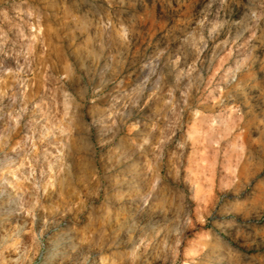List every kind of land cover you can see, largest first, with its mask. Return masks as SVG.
I'll list each match as a JSON object with an SVG mask.
<instances>
[{
  "label": "rangeland",
  "instance_id": "obj_1",
  "mask_svg": "<svg viewBox=\"0 0 264 264\" xmlns=\"http://www.w3.org/2000/svg\"><path fill=\"white\" fill-rule=\"evenodd\" d=\"M232 44L263 57L264 0H0V264H264V64L223 77Z\"/></svg>",
  "mask_w": 264,
  "mask_h": 264
},
{
  "label": "crops",
  "instance_id": "obj_2",
  "mask_svg": "<svg viewBox=\"0 0 264 264\" xmlns=\"http://www.w3.org/2000/svg\"><path fill=\"white\" fill-rule=\"evenodd\" d=\"M256 48H248V46L244 45H228L219 49L216 54V60L220 62L226 71V75L223 77H231L235 79V81L242 84V87H248L250 81V77L253 74L252 70L253 67L257 63L264 64V54L263 57L259 61H257V57L255 53L248 54L249 50L255 51ZM241 70V71H240ZM237 88V86H235ZM248 89V88H247ZM247 96H234L232 98L234 101L230 103V109H222V113L229 114L228 118H224L219 124L218 134L220 137H228L230 138L232 134L236 131H240L239 141L245 138H248L246 132L250 130V119L248 118L249 115V108L251 106L250 100L251 98H246ZM232 117V118H230ZM241 132H244L243 134ZM242 134V135H241ZM243 143H236V148L239 147L238 150V157L242 155ZM232 144V143H231Z\"/></svg>",
  "mask_w": 264,
  "mask_h": 264
}]
</instances>
